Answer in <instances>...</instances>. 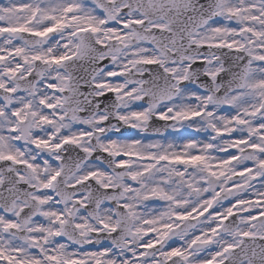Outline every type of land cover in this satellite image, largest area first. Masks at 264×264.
I'll use <instances>...</instances> for the list:
<instances>
[{"label": "snow or ice", "instance_id": "1", "mask_svg": "<svg viewBox=\"0 0 264 264\" xmlns=\"http://www.w3.org/2000/svg\"><path fill=\"white\" fill-rule=\"evenodd\" d=\"M0 264H264V0H0Z\"/></svg>", "mask_w": 264, "mask_h": 264}]
</instances>
